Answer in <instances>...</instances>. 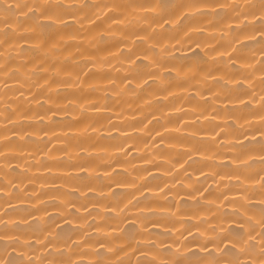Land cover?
Returning a JSON list of instances; mask_svg holds the SVG:
<instances>
[{
  "label": "bare ground",
  "instance_id": "6f19581e",
  "mask_svg": "<svg viewBox=\"0 0 264 264\" xmlns=\"http://www.w3.org/2000/svg\"><path fill=\"white\" fill-rule=\"evenodd\" d=\"M0 264H264V0H0Z\"/></svg>",
  "mask_w": 264,
  "mask_h": 264
}]
</instances>
